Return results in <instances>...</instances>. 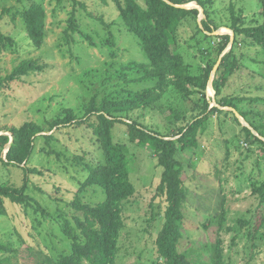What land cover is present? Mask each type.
<instances>
[{"label":"rangeland","instance_id":"1","mask_svg":"<svg viewBox=\"0 0 264 264\" xmlns=\"http://www.w3.org/2000/svg\"><path fill=\"white\" fill-rule=\"evenodd\" d=\"M34 1L46 11L45 37L39 47L30 40L16 12L28 0L23 3L0 0V32L13 39L12 45L0 51V79L24 59L36 60L41 65L40 69L0 87V134L9 135L11 140V129L25 121L42 128L35 136L29 159L21 164L38 171L28 173L26 192L32 198L31 206L4 200L0 244L8 249H0L2 264H45L46 255L69 251L70 243L61 225L68 219L75 226L73 217H81L69 202L79 196L82 202L94 205L105 198L103 189L97 185L81 188L91 168L105 160L92 129L86 123L50 128V122L62 117L67 109L81 117L93 94L100 99L119 83L139 91L159 82L153 79L121 83L116 73L123 65L132 61L148 63V59L111 0ZM199 1L206 4V14ZM185 5L196 7L198 14L196 19L184 21L178 30L179 51L184 60L198 73L213 59L210 70L213 82L219 67L218 64L213 71L216 62L231 50L238 67L230 75L222 95L250 112L247 120L242 116H235V120L233 107L217 104L213 85L207 84L205 96L209 107L218 106L223 112L209 115L205 129L197 132L196 146L179 156L184 166L186 198L181 209L182 237L177 248L190 264H264V223L255 227L258 215L255 189L264 181V47L242 34L234 35L230 42L233 17L240 26L262 21L259 1L191 0ZM73 10L77 31L67 39L65 30ZM202 22L212 29V37L206 40L196 31V25L203 28ZM217 30L221 34H212ZM222 34L228 35L229 41L214 60V48ZM139 75L133 72L131 77ZM163 84L156 104L119 116L170 135L175 125L184 121L175 123V118L168 116L169 105L181 110L188 121L192 120L199 113L195 103H203L198 87L189 86L184 93L169 80ZM254 97L259 99L252 101ZM90 121L97 122V118L92 116ZM243 127H248L252 134L248 135ZM111 132L113 141L127 145L129 176L134 187L122 213L118 249L112 264H162L155 249L166 207L164 196L156 192L162 167L148 149L129 141L125 124L116 122ZM8 144L0 150L2 159ZM21 166L5 165L0 159V184L21 186L25 178ZM152 216L156 217L151 220Z\"/></svg>","mask_w":264,"mask_h":264},{"label":"trees","instance_id":"2","mask_svg":"<svg viewBox=\"0 0 264 264\" xmlns=\"http://www.w3.org/2000/svg\"><path fill=\"white\" fill-rule=\"evenodd\" d=\"M23 3L24 0H17ZM107 2V0H101ZM123 20L126 29L137 36L139 45L145 52L148 63L130 62L117 71L121 83L140 82L143 80L157 79L155 87H146L139 91L127 89L119 83L115 89L109 90L100 99L93 94L85 107V112L78 117L72 110L67 109L62 117H56L50 122V128L66 126L69 123H86L100 141L104 151L105 160L91 168L90 173L81 184L85 186L97 185L105 193V198L94 205L82 202L79 196H75L69 205L81 213V217L74 216L75 226L68 219H64L61 230L69 240L70 250L59 251L54 256L46 255L43 259L45 264H112L117 251V240L122 227V213L126 209V203L134 192L130 180L129 156L127 145L124 142L113 141L111 128L116 122L126 125L128 139L131 143L146 148L156 158L157 164L162 167L159 183L156 186L157 195L164 196L166 207L163 211V223L155 238V249L162 264H190L184 253L177 248L182 237V206L186 198V192L182 179L184 166L179 156L194 148L197 144L196 135L199 130L205 129L206 119L214 112H223L218 106L209 107L210 102L206 99L205 89L208 83L213 59L207 62V68L201 67L198 73L193 72L189 64L180 53V40L178 36L181 27L189 18L196 19L198 9L177 6L191 0H111ZM259 1L262 21L252 26H240L233 17L234 22L231 30L234 35L242 34L254 44L264 47V0ZM204 14L206 4L199 1ZM75 3L76 0H75ZM20 14L32 43L39 47L44 42L46 11L44 6L34 0H28L20 9ZM68 28L65 35L72 37L77 31L74 10L71 12ZM203 28L196 25V31L201 34L203 40L212 37V29L206 22H202ZM219 41L215 47V59L229 41L226 34L218 36ZM234 40V39H233ZM198 41V40H197ZM13 44L12 37L0 32V51ZM204 55V54H203ZM215 62V61H214ZM238 67V61L230 50L224 54L219 63L218 73L212 82L217 104L230 106L239 112L247 120L250 111L244 110L237 101L228 99L222 95V90L227 81ZM41 65L33 59H24L16 65L10 74L0 79V87L4 83L19 80L22 76L40 69ZM133 72L140 73L138 77H131ZM171 81L179 91L187 93L189 86H196L201 92L203 103H195L199 113L188 121L185 114L176 107L169 105L168 116L184 121L175 125L172 133H162L139 123L136 120L125 121L119 115L122 112L148 108L156 104L164 82ZM259 98L254 97L252 101ZM233 114V112H230ZM234 115V114H233ZM95 116L97 122L90 121ZM234 119L237 118L234 115ZM253 128L257 129L252 123ZM248 135L252 132L248 127H243ZM42 128L32 122L25 121L21 125L11 129L12 138L5 152L2 162L5 165L21 166L26 162L34 148L35 136ZM51 138L50 135H46ZM175 137V138H174ZM10 141L7 134H0V150L2 151ZM0 151V152H1ZM25 173L24 183L19 186L0 184V214L5 213L4 200L31 206L32 198L26 192L28 188V173L38 172L35 168L29 169L21 166ZM258 197L257 220L255 227L264 223V181L256 187ZM157 215V214H156ZM156 216H152L153 220ZM150 220V219H149ZM0 249L7 250L5 245L0 244ZM4 259H0V264Z\"/></svg>","mask_w":264,"mask_h":264},{"label":"water","instance_id":"3","mask_svg":"<svg viewBox=\"0 0 264 264\" xmlns=\"http://www.w3.org/2000/svg\"><path fill=\"white\" fill-rule=\"evenodd\" d=\"M177 6L190 8V7H188V6L185 5V4H180V5H177ZM212 34H214V35H216V34H221V31L217 30V31L212 32ZM233 39H234V33H233V31H232V32H231V36H230V42H231V43L233 42ZM221 57H222V56H220V58H219L218 61L216 62L215 66H214V68H213V71H215L216 67L218 66ZM207 84L209 85V87H210L211 84H212V79H211V76H210V75H209V79H208V83H207ZM231 110L234 112V114H235V116H236L237 118H241V115L239 114V112H238L237 110H235L234 108H231ZM10 142H11V140L9 141V144H10ZM9 144H8V145H9ZM6 151H7V149H6ZM6 151H5V152H6Z\"/></svg>","mask_w":264,"mask_h":264}]
</instances>
